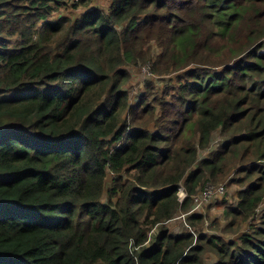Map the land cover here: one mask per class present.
<instances>
[{"label": "trees", "instance_id": "obj_1", "mask_svg": "<svg viewBox=\"0 0 264 264\" xmlns=\"http://www.w3.org/2000/svg\"><path fill=\"white\" fill-rule=\"evenodd\" d=\"M93 1L0 0V264H264V0Z\"/></svg>", "mask_w": 264, "mask_h": 264}, {"label": "rangeland", "instance_id": "obj_2", "mask_svg": "<svg viewBox=\"0 0 264 264\" xmlns=\"http://www.w3.org/2000/svg\"><path fill=\"white\" fill-rule=\"evenodd\" d=\"M91 5L100 7L103 10H107L111 5V0H94L91 3ZM87 8H89L87 5H80L76 9H72V8L62 9V11L55 13L52 17H50V19H58L62 15H71V14H72L73 18H76V16L78 17L83 11H86ZM43 23L44 22H41V25H43ZM150 68H151V65L147 64V65L143 66L142 68L138 67L133 71L134 72L133 83L135 85V88L132 89L133 90L132 91L133 97L138 95L137 90H139L143 86V81H142L143 78L148 76L149 74H152ZM174 76L175 75H173V74L166 75L165 77L167 78L168 81L167 82L163 81L161 83V84H163V87H165L166 84L171 85L173 83H176V80L173 79ZM158 77H159L158 75H157V77L153 76L154 80ZM171 79H172V82H171ZM220 140H221L220 137L216 138L215 142L212 143V146L218 147ZM212 150L213 149L211 148L210 151H212ZM210 151L208 150L205 154H209ZM232 174H234V173H232ZM230 178L231 179L229 180V183H231V181L233 179L238 178V177H237V175L234 174V175H231ZM210 184H212V183H210ZM213 185H209V186H212V187L216 186V185L215 186H213ZM227 185H226V191L223 195H221V196H215L214 195L212 198H210V199L208 198L207 200H204L201 203L197 202L196 206L193 209H191L190 211L198 213V214L202 213L205 216V221H204V225H203V231L205 233L221 235L226 239L232 240L234 238V235H222L219 231V228L226 225L228 223V221L230 220V219L226 218V216H225V209L227 207L235 206V204L238 202L235 196H237L239 194L242 186H240L236 183L230 184L228 186ZM261 211H262V208L260 209V212ZM187 215H188V213H184L183 215L181 214L180 216H181V218L183 217V219H185V217ZM168 225L169 226L172 225L173 227H171V228H173V229H175L174 227L181 228L180 220L172 221ZM158 230H159V227H156V228H154L152 233L155 234L156 232H158ZM176 231H180V230L177 229ZM218 260H219L218 257L212 256V257L205 259V264H216L218 262Z\"/></svg>", "mask_w": 264, "mask_h": 264}, {"label": "built area", "instance_id": "obj_3", "mask_svg": "<svg viewBox=\"0 0 264 264\" xmlns=\"http://www.w3.org/2000/svg\"><path fill=\"white\" fill-rule=\"evenodd\" d=\"M209 185H213V184H207L204 188V190L202 191L201 194H198L195 196V199L197 202L201 203L204 200H207L208 198L210 199L212 196H214L217 193H224L225 192V183H221L219 186H209ZM209 186V187H208ZM187 195V193L184 190V187H180V191H179V196L181 199L185 198V196Z\"/></svg>", "mask_w": 264, "mask_h": 264}]
</instances>
